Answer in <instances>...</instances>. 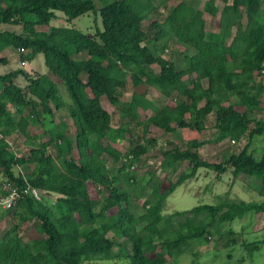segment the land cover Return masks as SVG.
<instances>
[{
	"label": "trees",
	"instance_id": "16d2710c",
	"mask_svg": "<svg viewBox=\"0 0 264 264\" xmlns=\"http://www.w3.org/2000/svg\"><path fill=\"white\" fill-rule=\"evenodd\" d=\"M97 1L98 7L95 0H0V50L27 49L28 54L19 56L26 60L41 54L69 99L64 117L55 119L49 105L58 98L53 85L46 87L39 74L32 77L20 69L0 75L3 181L50 192L55 198L51 204L26 192L12 210H0V221L10 211L17 220L0 238V264H97L116 259L127 264H175V257L192 252L193 242L205 245L215 224L239 219L248 211H264V200H239L162 214L166 197L198 168L249 175L253 188L264 196V154L255 159L248 152L252 138L264 132V74L260 72L264 70V0H221L219 9L214 0H204L202 9L200 0H164L174 2L164 11L153 0ZM95 10L101 28L94 35L51 24L57 13L68 23ZM203 11L218 13V31L205 30ZM145 20L150 21L142 24ZM171 48L178 52L171 54ZM18 74L24 86L14 82ZM127 83L131 92L125 99ZM150 88L170 102L154 104L148 97ZM101 96L128 116V122L112 129ZM210 114L216 123L213 138L189 139L161 150L162 167L188 160L190 173H180L167 185L157 177L148 178L144 203L141 208L134 206L143 196L138 192L130 198L125 187L132 188L134 178L124 173L121 185L120 176L105 163L111 159L119 164L129 155L111 143L131 137L137 125L139 138H144L149 126L166 133L179 128L200 133ZM35 126L42 128L47 140L29 134V127ZM12 133L25 138L27 156H17L9 148L7 137ZM244 136L245 144L236 152L225 150L219 163L200 159L196 151L204 143L238 142ZM143 151L140 146L138 153ZM88 183L97 188L95 197L89 194ZM197 214H204V219L195 221ZM176 216L184 217L174 225ZM29 222L41 232L36 252L17 235L20 226ZM262 243L264 236L253 242V249Z\"/></svg>",
	"mask_w": 264,
	"mask_h": 264
},
{
	"label": "rangeland",
	"instance_id": "374dc122",
	"mask_svg": "<svg viewBox=\"0 0 264 264\" xmlns=\"http://www.w3.org/2000/svg\"><path fill=\"white\" fill-rule=\"evenodd\" d=\"M153 3L158 8L166 9L171 6L164 0H153ZM95 4L98 7L99 2L95 0ZM204 0H200L198 7L203 8ZM222 6L221 0H214V7L219 9ZM203 16L206 20L207 32L218 31V13L213 15L206 11H203ZM240 20L244 22V14H240ZM150 20H145L142 24H146ZM65 18L57 13L56 17L51 21L52 25H64L73 27L80 30L82 33L94 35L97 30L101 28V20L97 10L89 11L81 16H78L68 23ZM9 28V26H7ZM20 28V27H19ZM2 50H0V57H2ZM170 53L175 55L178 52V48H171ZM4 57V56H3ZM6 58V55H5ZM165 59V58H164ZM7 63H0V73H7L14 66H17L23 71L34 77L35 73L39 72L41 75L50 74L54 76L46 69L43 63V56L37 54L30 60H25L23 65H20L19 61L15 59L14 55L7 58ZM37 71V72H35ZM37 73V74H39ZM39 74V75H40ZM21 76V75H20ZM40 77V76H39ZM20 79V80H19ZM14 82L19 86H24V79L19 78ZM42 80V78H41ZM58 80V81H57ZM42 84L46 87L53 85L58 93V98L49 101L50 107L53 109L55 119L64 117V109L69 104V99L66 97L65 89L61 81L54 76L53 81H48V78H43ZM130 84H126V88L123 90V96L128 99L130 95ZM89 95L88 91H85ZM0 96L3 97V93L0 92ZM148 97L156 104L161 106L170 100L160 99L158 92L150 88L148 91ZM101 105L111 115L112 129L117 128L120 124L128 122V116L120 113L114 106L109 104L105 96L100 98ZM55 104H59V110L55 109ZM9 112H13V107L9 106ZM243 113V107L238 106ZM23 113L27 112V108L24 106ZM58 114V115H57ZM261 117L264 119V111H261ZM47 118L52 119L49 115ZM134 124V122H133ZM214 115L210 114L205 120V126L207 129L203 130V133H197L188 128L177 129L174 133H166L156 127L149 126L148 132L144 138H139L140 129L139 125H135L134 129H131V137L125 135L124 138H119V141L112 142L113 145L119 149L122 154L128 153L129 157H125L118 163H115L111 159H106V165L112 169L113 174L120 176V184L122 185V175L128 173L134 178L131 183V187H125L128 191L130 198H133L135 193L142 192L143 196L135 200L134 206L142 207L145 196L148 194L149 187L146 186L148 178L154 176L163 181L164 185L168 182H174L180 173L189 174L191 166L188 160L180 163H174L171 167H162L160 165L161 150L170 149L174 145H180V142H184L189 139H211L216 134ZM103 130L107 131L108 128ZM31 135H39V140H47L46 136H42L43 130L39 126L29 127L28 130ZM37 141V138H35ZM246 136L242 137L238 142H232L229 139H224L220 142H208L201 145L196 149L199 158L211 163H219L222 161V154L225 150L238 151L246 142ZM9 142V148L15 152L17 156H27L28 143L20 133H12L7 137ZM140 146L144 147V151L138 153ZM49 152L57 160V156L49 147ZM248 152L252 154L255 159L261 158L264 154V132L261 135H256L252 138L248 147ZM137 154L133 157V154ZM132 159V160H131ZM124 162L122 167L120 163ZM122 168V169H121ZM19 169L15 168L17 173ZM21 173L26 170H20ZM19 171V172H20ZM3 181L2 174L0 173V182ZM253 177L240 174L233 176L231 171L223 170H210L205 168H198L194 175L185 178L180 185H178L165 199L162 214L164 216L169 215L174 211H181L189 209L197 204H217L219 202L230 201H263L264 196H260L258 192L253 188ZM88 191L91 196H96L97 188L95 185L88 183ZM100 191V190H99ZM102 195V192H100ZM99 195V196H100ZM104 196V195H102ZM48 203L53 204L55 198L52 197L50 192L37 193L35 196ZM147 206V204H146ZM188 216L191 214H187ZM184 216H176L173 220V224H176V220L183 221ZM195 221L204 219V214L195 215ZM16 218L12 214L7 213L0 221V238L3 237L6 231L11 229L16 224ZM139 228V227H138ZM212 235L208 238V242L205 245H199L197 242H193L191 245V253L185 252L175 257V264H264V243L258 245L257 249H253V242H256L264 236V211L254 212L248 211L241 218L235 219L231 222L215 224L211 228ZM19 241L21 243H27L30 245L33 252L38 251L36 242L41 239V232L38 227L32 223H23L17 231ZM96 264V263H95ZM97 264H127L124 259H116L111 261H102Z\"/></svg>",
	"mask_w": 264,
	"mask_h": 264
},
{
	"label": "built area",
	"instance_id": "2783aa9c",
	"mask_svg": "<svg viewBox=\"0 0 264 264\" xmlns=\"http://www.w3.org/2000/svg\"><path fill=\"white\" fill-rule=\"evenodd\" d=\"M15 50L19 55H25L29 52L27 49L23 50L20 48H16ZM19 63L20 65H23L24 60H20ZM260 72L264 74V70H261ZM231 141L234 142L233 140ZM123 159H126V158L124 157ZM26 192H31L34 196H36L38 193L35 189L30 188L28 186H22L20 188L12 184L9 181H6V180L1 181L0 182V210L1 211L12 210L15 204L17 203V200L20 197V195Z\"/></svg>",
	"mask_w": 264,
	"mask_h": 264
},
{
	"label": "crops",
	"instance_id": "0c3cea01",
	"mask_svg": "<svg viewBox=\"0 0 264 264\" xmlns=\"http://www.w3.org/2000/svg\"><path fill=\"white\" fill-rule=\"evenodd\" d=\"M184 1H186V0H184ZM167 3H170L171 4V6L174 4V2L173 1H166ZM161 11L163 10V9H160ZM203 17V19H204V25H205V30H206V20H205V17L204 16H202ZM217 27H218V25H217ZM9 29H17V27H15V26H9ZM207 31V30H206ZM211 32H216V31H211ZM1 53H2V57H0V63H2V64H6L7 63V58L9 59V56H11V55H14L15 56V59H17V61H19V54L16 52V50H13V48H11V47H7V48H4V50H2L1 51ZM5 55H6V58H5ZM37 55V54H36ZM35 55V56H36ZM4 56V57H3ZM34 56V57H35ZM20 59H23L24 61L26 60V59H24V58H20ZM18 69H20V68H18L17 66H14L10 71H13V70H18ZM21 70V69H20ZM10 71H8V72H10ZM26 72V71H25ZM35 72H37V71H35ZM37 73H39V72H37ZM2 74H4V73H0V75H2ZM40 74V73H39ZM21 74H18V75H16L15 76V80H17V79H19V78H21L22 77V75L20 76ZM40 76V79L42 78V80H43V78L45 77V78H48V81H53V79H54V76H50V74L48 75V74H44V75H39ZM22 79H24L23 77H22ZM20 80V79H19ZM42 80H41V83H42ZM24 81V80H23ZM58 81V80H57ZM23 83H25V82H23ZM131 88V87H130ZM130 92H131V90H130ZM238 111H241L240 109H238V106L237 107H235ZM264 111V110H263ZM262 111V112H263ZM244 112V111H243ZM205 129H207V126H205ZM201 133H203V131L201 132ZM200 134V133H199ZM195 140H197V139H195ZM204 140H206V138H204V139H200V140H198V141H204ZM112 144V146L114 147V148H116V149H118L117 147H115L113 144L114 143H111ZM205 144V143H204ZM119 150V149H118Z\"/></svg>",
	"mask_w": 264,
	"mask_h": 264
},
{
	"label": "clouds",
	"instance_id": "9594fccd",
	"mask_svg": "<svg viewBox=\"0 0 264 264\" xmlns=\"http://www.w3.org/2000/svg\"><path fill=\"white\" fill-rule=\"evenodd\" d=\"M28 54V53H27ZM26 55V54H25ZM22 56H24V55H22ZM21 59L19 58V61H20ZM25 62V61H24Z\"/></svg>",
	"mask_w": 264,
	"mask_h": 264
}]
</instances>
